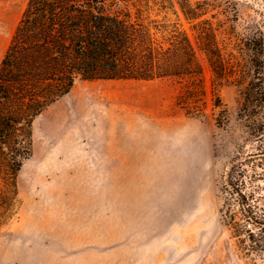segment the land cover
<instances>
[{
	"label": "rangeland",
	"instance_id": "1",
	"mask_svg": "<svg viewBox=\"0 0 264 264\" xmlns=\"http://www.w3.org/2000/svg\"><path fill=\"white\" fill-rule=\"evenodd\" d=\"M27 2L0 0V61ZM165 4L159 18L194 42L185 6L241 37L258 30V82L242 77L254 55L232 50L237 76L218 87L221 120L200 51L203 118L178 103L187 79H78L34 122L19 203L0 225V264H264L236 235L245 217L228 188L239 181L264 208V0Z\"/></svg>",
	"mask_w": 264,
	"mask_h": 264
},
{
	"label": "trees",
	"instance_id": "2",
	"mask_svg": "<svg viewBox=\"0 0 264 264\" xmlns=\"http://www.w3.org/2000/svg\"><path fill=\"white\" fill-rule=\"evenodd\" d=\"M189 7L195 42L177 23L159 18L165 0H28L0 61V225L16 212L17 179L33 156L35 120L78 79H187L178 103L203 118L210 104L201 105L207 90L200 51L213 73L211 110L221 120L226 108L218 87L237 76L232 50L254 55L253 70L242 77L258 82V30L241 37ZM230 186L245 217L236 235L248 251L264 255V208L239 181Z\"/></svg>",
	"mask_w": 264,
	"mask_h": 264
},
{
	"label": "bare ground",
	"instance_id": "3",
	"mask_svg": "<svg viewBox=\"0 0 264 264\" xmlns=\"http://www.w3.org/2000/svg\"><path fill=\"white\" fill-rule=\"evenodd\" d=\"M139 207H140V205H139ZM125 208H126V206H125Z\"/></svg>",
	"mask_w": 264,
	"mask_h": 264
}]
</instances>
